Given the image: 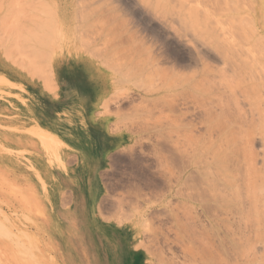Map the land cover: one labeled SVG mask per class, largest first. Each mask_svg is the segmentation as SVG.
I'll return each instance as SVG.
<instances>
[{
  "label": "rangeland",
  "instance_id": "rangeland-1",
  "mask_svg": "<svg viewBox=\"0 0 264 264\" xmlns=\"http://www.w3.org/2000/svg\"><path fill=\"white\" fill-rule=\"evenodd\" d=\"M240 49L264 56V0H0V264H264V87L223 58ZM90 81L85 115L52 114L58 83L74 101ZM212 149L239 222L199 186Z\"/></svg>",
  "mask_w": 264,
  "mask_h": 264
},
{
  "label": "bare ground",
  "instance_id": "bare-ground-1",
  "mask_svg": "<svg viewBox=\"0 0 264 264\" xmlns=\"http://www.w3.org/2000/svg\"><path fill=\"white\" fill-rule=\"evenodd\" d=\"M159 35H160V32H159ZM159 37L163 38L164 41H166L165 45L167 47V50H168L167 53H169V56L174 57L180 63L183 62V64L185 65H188L190 63L191 56L188 51H186L185 49H182L180 46H176L170 43L169 39L164 37L163 35ZM223 58L227 60V62L231 66V70L233 73L244 75L242 77L248 79L249 85L253 86V89L254 88L261 89V86L264 87V82L263 80H261L262 76L264 75V56L263 55L253 54V53L251 54L249 50L243 51L242 49H240V52L238 53L237 57L224 56ZM229 59H232V60H229ZM85 70H87L86 66H85ZM87 73L91 75L89 71H87ZM97 82L90 81L89 84L85 88H83V90L78 94V96L76 95V97L74 98V101H71L70 100L72 99L71 96L68 93H66L68 92L67 91L68 88H65L64 90V85L61 86L60 83H58V87L56 90L60 91L61 88H63L62 91H64L66 97L60 102V105L58 106V108L55 107L57 109H53L54 112L52 111V114L53 115H57V114L65 115L69 110V109L67 110V108H80L83 114L85 115L84 108L86 106L90 108L91 106V104L88 105L89 99L91 97L94 98L95 96H98V93L100 92V87ZM69 88L71 89V86H69ZM258 114L259 116L261 115L260 111ZM67 117L71 118L69 115H67ZM98 126L99 128L102 129L103 124L101 123ZM84 132L86 131H83V133ZM76 135L78 138V130L76 132ZM83 135L84 136H82L83 138L81 142L82 145H84L85 148L90 151L91 150L96 151V148L93 147L96 145H94V142L91 139L92 136H90V134L87 132L84 133ZM112 139L113 138L108 136L107 134H102V136L99 137L98 143L103 141L104 143L110 144L113 141ZM207 152H208L207 155L205 156L202 155L200 156V159H199L198 169H199V174L201 177V182L199 186L202 184H207L209 185V188H211L213 192H214V189L217 190L218 194H217L216 200L222 203L223 209L227 205L225 208L226 214L230 213L233 221L239 222L240 219L243 217V213L245 211L244 208L248 201L242 197L240 189H239L240 188L239 183L230 182L224 176H220L219 178L215 179L216 176L221 174V172L223 171L226 165V164L225 165L222 164L224 160V154H221L219 150H213V149L212 151L208 150ZM234 159L235 158L231 159V162H232L231 169L227 168L228 165L226 166V168L228 169L230 173L235 171L236 172L235 175H237L240 171L239 160L235 159V162L233 163ZM255 176L257 179H259V183L257 182L258 195L257 197H255V202H252L251 204L252 210L254 212V221H253L254 223L250 225V231L253 230L255 231V235H258L256 236L257 241L262 243L263 245L262 247L264 250V170L262 168L258 169L255 172ZM246 180H248V178H246ZM93 182L94 181L92 180V184ZM245 185L248 187V183H245ZM182 195L185 196L184 194ZM186 195L191 197L189 194H186ZM245 228L249 230L247 225L245 226Z\"/></svg>",
  "mask_w": 264,
  "mask_h": 264
},
{
  "label": "crops",
  "instance_id": "crops-1",
  "mask_svg": "<svg viewBox=\"0 0 264 264\" xmlns=\"http://www.w3.org/2000/svg\"><path fill=\"white\" fill-rule=\"evenodd\" d=\"M70 113L77 114L78 113V108H69Z\"/></svg>",
  "mask_w": 264,
  "mask_h": 264
}]
</instances>
